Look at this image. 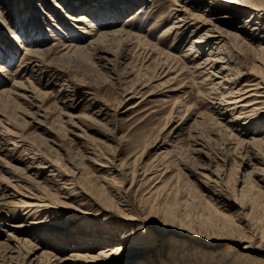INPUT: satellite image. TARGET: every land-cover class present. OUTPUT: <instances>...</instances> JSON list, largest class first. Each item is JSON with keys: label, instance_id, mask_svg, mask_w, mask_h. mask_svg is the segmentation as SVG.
<instances>
[{"label": "rangeland", "instance_id": "rangeland-1", "mask_svg": "<svg viewBox=\"0 0 264 264\" xmlns=\"http://www.w3.org/2000/svg\"><path fill=\"white\" fill-rule=\"evenodd\" d=\"M1 1L6 4L4 13L12 14V20L7 24L3 17L0 19V61L6 63L7 68L14 69L17 66L24 52V48L19 46L20 42L22 44L23 38L29 37L27 25L23 27V13L31 15L33 12L29 15L28 25L34 16L38 33L44 36V47L53 45L55 51H60L63 40L73 39L74 35L68 34L60 37L65 25L82 33L84 41L89 37L87 33L81 32L84 28L90 29L89 21L76 22L66 16L68 12L79 15L84 12L81 7L65 8L61 2L56 3L59 0H0V11L3 10ZM65 1L70 3L71 0ZM128 4L115 24L130 19L129 23L134 24L133 30L147 34L152 42L162 35L163 29L174 18L168 16L169 6L180 7L173 0H134ZM7 6L13 10L8 11ZM216 8L223 17L227 16L223 12L228 9L223 6ZM243 13L239 21L244 24L247 16ZM158 14L160 18L157 20ZM220 26L228 29L225 25ZM12 29H16L20 35L19 41L10 34ZM205 29L191 34L198 35L205 32ZM186 35H190V30L186 31ZM163 40L158 47L175 56H180L188 42L186 38L176 44L173 42L174 46L170 47V39ZM214 42L211 38L208 46L196 52V58L201 60L205 57L206 49ZM258 43L251 42L250 47ZM8 46L15 48L10 58H7V53L8 56L10 54ZM119 48L118 42L114 40L109 45L110 51L100 53L99 57L82 53L51 61L50 66L60 71H57V77L48 73V77L42 79V84L35 82L41 91L47 92L45 96L40 95L38 100H32L36 106L24 100L3 106L0 101V186L7 178L15 183V180L27 173L31 182L25 184L31 189L22 190L27 194L37 193L35 185L44 186L53 167L44 166L36 173L35 166L44 156V160L46 158L63 166L60 170L67 172L66 178L80 168L83 175L78 176L77 182L85 188L89 187L97 199L109 203L111 193L105 183L110 179V175H107L110 171H107L108 167L114 164L120 171L130 170L124 177L117 169L111 168L114 170V179L124 190L126 204H112L108 207V213L91 216L95 214L88 205L73 207L60 204L61 208L53 203L56 206L48 211V215L55 209L58 210L57 214H64L66 219H74L71 224L68 222L60 227L54 224L55 220L53 224L35 225L37 215L44 211L34 214L33 207L26 212L28 207H20L17 198L15 201L18 204L14 203L11 209L6 203L0 202V240H5L7 232L12 231L13 234L28 237L30 242L40 246L39 253L50 252L54 247L57 250L53 252L63 257L72 249L85 247L88 243H92L88 247L94 251L104 249L107 240L113 245L111 243H117L121 235L129 233L131 226H141L146 228V238L152 239L151 242H154L155 235H162L159 238L160 248L143 255L147 262L142 261V264H153L150 263L152 255L163 259L159 264H173L164 260H174L173 252L178 247L182 248L178 245L169 256V246L176 242H194L191 238L195 236L201 237L203 243L214 244L210 252L222 254L220 260H217L220 264L224 262L229 248L237 250L238 258L242 260L244 258L241 259V256H244L248 264H264V185L256 174L260 165L249 156L243 158L242 153L233 152L232 143L225 133L217 134L214 130V134L204 130L202 124L194 122V118L200 119L196 114L210 110L199 93L200 88L192 83L189 73L180 71L175 65L169 69L163 66L154 72V59H157L155 51L150 56L147 53L139 56L133 55L132 50L127 53L126 49V57L115 59L114 55ZM244 61L250 67L248 60ZM245 69L242 67V70ZM263 74L261 70L259 75ZM10 77V73L0 71V88L11 85ZM253 77L251 74H243L239 86ZM130 88L137 91L127 97L133 91L127 93L124 90ZM233 129L234 133H238L236 129L240 127ZM263 131L257 136L261 137ZM192 134L195 136L192 137ZM250 136L251 133L239 134L240 139L244 140ZM194 137L197 142H201L200 145H194ZM19 138H25L27 144ZM192 146L194 149H202V152L198 154L192 151ZM32 148H39L41 156L38 150L36 153L31 152ZM7 150L11 153H6ZM29 154L32 156L29 157ZM126 163L130 168H124ZM27 165L30 167H26L25 173L23 171ZM133 168L134 176L131 174ZM221 169L226 173L222 177L223 182L212 181L216 176L214 173ZM68 183L58 181L59 185L65 187H69ZM50 191L57 194L53 189ZM255 191L260 193L258 197H254ZM221 193H228V198L223 199ZM240 194L245 196L242 198ZM59 217L63 215H57ZM19 221H26L19 228L22 233H17L14 226ZM106 222L116 224V227H110L101 236ZM231 224L239 228L242 238L228 233ZM98 230L101 232L98 233ZM256 249L260 253H255ZM183 250L176 257L179 255L181 259ZM192 258L188 257L185 262L190 264ZM199 259L201 263L203 258L195 260ZM15 261L10 263L18 264ZM107 261L101 259L93 264L113 263ZM115 263L124 264L122 261ZM212 263L213 258L208 261V264ZM0 264H7V261L5 263L0 259Z\"/></svg>", "mask_w": 264, "mask_h": 264}, {"label": "bare ground", "instance_id": "bare-ground-1", "mask_svg": "<svg viewBox=\"0 0 264 264\" xmlns=\"http://www.w3.org/2000/svg\"><path fill=\"white\" fill-rule=\"evenodd\" d=\"M64 1L65 0H59L56 3L59 4L61 2V5L63 4L62 6L65 8L70 6L81 7L83 9L84 12L79 15L68 12L66 16L70 19H75L74 21L76 22H90V29L84 28L81 31L89 35L88 39L84 41L82 33L80 34L74 31L72 29L73 27L71 28L65 25V31L61 30L62 33L59 32L61 34L60 37H64L68 34L74 35L72 36L73 39L63 40L60 51H55V48L52 47L53 45L44 47V44H42L44 43V36L38 33V27L34 22V16H32L30 25H28L30 21L29 18L33 12L31 15L28 13L21 14L23 27L27 25L26 28L29 37L23 38L22 44L20 42L19 46L24 48V52L14 69H10V67L7 68L8 65L0 61V71L3 73H10L12 77V83L9 87L3 85L0 88L1 105L7 106L10 102L17 104L18 100H24L25 103L36 106L34 105L35 103H32V100H38V98L41 97L40 95L45 96L47 92L41 91L35 82L42 84V79L48 77V73L51 72L54 77H57V71H60L50 66V62L53 60H61L64 57H68V55L82 53L99 57L100 53H107L110 51L109 45L110 43L113 44L114 40H116L120 46V48L117 49V54L114 55L115 59L126 57V54L130 52V50H132L133 55L137 54L139 56L144 53L150 56V54L155 51L157 59H154V72H156V69L163 66H167L169 69L175 65L180 71L189 73L192 83L200 88L199 93L202 94L210 111L196 114V117L200 119L194 118V122L200 123V125L202 124L203 129L206 131L213 133L215 130L217 134L220 132L225 133L232 143L231 149H233V152H236V154L237 152L242 153L243 155H239L243 158L244 156H249L260 165V168L256 169V174L264 185V131L261 137L257 136L260 131L264 130V74L259 75L261 70L264 71V0H173L175 4H180V7L169 6L170 11H168V16H173L174 18L172 22L163 29L162 35L157 37L155 42L150 41V39L147 38V34L143 35L133 30L134 24L129 23L130 19H127L124 23H119L120 26L115 24L122 10L126 9L129 6L128 3L134 0H130V2L129 0H71L72 2L69 1L70 3ZM1 3L3 2L1 1ZM220 6L228 9V11L223 12L227 13L225 17L228 18L225 20L223 19L225 17L220 14L221 12L219 9L216 8ZM2 7L3 10L0 11V19L2 20L1 17H3L4 22L7 24L12 20L10 18L12 14L11 12H7V14L4 13L6 4L3 3ZM7 10L10 11L13 9L7 6ZM242 12L247 16V19L243 21L244 24L239 21ZM159 18L160 14L157 15L156 19L158 20ZM158 23L157 21L156 24ZM220 25H225L228 29ZM248 25L249 28H247ZM203 28H206L205 32L198 35H196V33L191 34L193 31L203 30ZM187 30H190V35H186ZM10 31L14 39L18 40L20 35H18L16 29ZM164 38L170 39V47L174 46L173 42L176 44V42L183 41V39L186 38H188V42L180 56H175L158 47L161 42H164ZM211 38L214 39L215 42L213 45H209L207 49L205 48L207 50L206 56L201 60L196 58V52L202 51L205 45L208 46ZM257 41L259 42L257 45L250 47L252 45L251 42ZM8 48L10 54L8 56L7 53V58H10L15 48L14 46H8ZM244 59L248 60L251 64L250 67L246 66V61H244ZM242 67H246L245 71L242 70ZM243 74H251L254 77L248 80V82H243L239 86ZM47 82L49 83L51 81ZM48 83H45V85ZM124 91L127 93L133 91L130 95L128 94L127 97H129L135 94L137 90L130 88ZM18 104L20 105V103ZM186 108L188 109L187 105ZM202 114L203 117H201ZM234 127L235 129L240 127V129H236L239 134L251 133V136L247 138V140L240 139L239 134L233 132ZM193 136H195V134H192V137ZM196 137H194V145H200L201 142H197ZM19 139L22 143L27 144L25 138ZM11 143L13 144V142ZM191 149L192 151H197V153L202 152V149H194L193 146ZM37 150L39 151V148H32L31 152L36 153ZM6 153L10 154L11 151L7 150ZM28 156L31 157L32 154ZM39 156H41L40 151ZM206 156L208 155L206 154ZM28 165L24 167L25 171L23 172L26 173V167H30ZM44 166L53 167L48 174L49 178L45 181L46 184L41 187L35 185L37 193L32 192L27 194V192L22 190L25 188L31 189L29 186H26V184H30L31 182V177L27 173L25 176L19 177V180H15L17 181L15 183H12L8 180L9 178H7L6 181L1 183L3 185L0 186V200H2L0 202L6 203L10 209L15 206V204H18L15 201V198H17L20 207H28L26 212L33 207L32 213L34 214L40 210L44 211L37 215L35 225L42 223L53 224L55 220V225L57 224L60 227H64L66 223L69 222V224H71L74 222L72 218L66 219L64 214H57L58 210L55 211V209L52 214L48 215V211L56 206L53 203H57L58 207H61L60 204L73 207H85L88 205L87 207H90L91 211L95 214L91 216H98L100 213H108V207L112 204L121 206L126 204L125 202L127 200L124 190L114 179V170L111 168L117 169L124 177H126V174L130 173V170L124 169V171H120L114 164L108 167L107 171H110L107 175H110V179L104 177L103 179H109L105 183L106 188L111 193L109 196L111 200L109 204L108 202H103L101 199H97L91 193L89 187L85 188L82 183L77 182L78 176L83 175L80 168H77V171L74 170L73 173H70V177L66 178L67 172L60 170L63 166H58L49 159L46 160V158L44 160V156H41V160H39L35 166L36 173ZM125 167L130 168L127 163L124 165V168ZM222 168H224V166ZM221 171L214 173L216 176L212 181L218 183L223 182L222 177L224 178L226 173ZM131 174L134 176V168ZM200 175L202 174L200 173ZM89 176H91V174ZM60 180L69 182V187L59 185L58 181ZM239 182H241V180H239ZM251 187L250 185L249 188L251 189ZM50 189H53L57 194L52 193ZM259 194L258 191L253 192L254 197H258ZM220 196L223 199L226 197L228 198V193H221ZM244 196V194H240V197L243 198ZM59 197L60 200L58 199ZM244 204L247 205L248 203L245 202ZM57 215H63V217L57 218ZM25 222L26 221H19L14 224L17 233H22L19 228H21ZM231 225L232 227L229 229L228 233L234 234L237 238H242L240 236L242 232L239 228L234 224ZM110 227H116V224L106 222L104 231L101 232L98 230L97 232H101V236H103L110 230ZM95 232L96 230L92 234L93 236ZM145 234L146 228L143 229L141 226H131L129 233L121 235V237L117 239V243H111L113 245H110L107 240L105 245L107 247L104 249L94 251L92 247H88V245L92 243H88L85 247L72 249L69 254L60 257L58 253L53 252L56 248L53 247L52 249L54 250L50 252L41 251L39 253L38 248L40 246L30 242L28 237H21L20 235L13 234L12 231H8L6 239L0 240V259L5 263L7 261V264L15 260L18 264H93V262L101 259L108 260V263L122 261L124 264H134L136 262L142 264V261L147 262L143 255L160 248L161 240H159V238L162 236L159 234L155 235L154 242H151L152 239H147V235ZM187 237L191 238L192 236ZM191 240L194 242H176L169 246L167 251L169 256H171L175 247L178 245H181L182 249L178 247L173 252V255H175L173 257L174 260L165 259L164 261L174 262L173 264H187L185 260L188 257H193V261L190 264H208V261L213 258V263L216 262V264H220L217 260H220L222 254H211L210 252V250L215 247L214 244L210 245L209 243H203L199 236L192 237ZM182 250L183 254H181L183 257L179 259V255L177 257L176 255ZM228 250L222 264H248L244 256H241V259L244 258L245 260H240L238 258L239 254L237 250L234 248H229ZM255 251V253H260L258 249ZM151 257L152 261L150 263L153 264H159L158 262L163 260L154 255ZM198 257L203 258L201 263H199L200 259L195 260ZM236 261L237 263H235Z\"/></svg>", "mask_w": 264, "mask_h": 264}]
</instances>
